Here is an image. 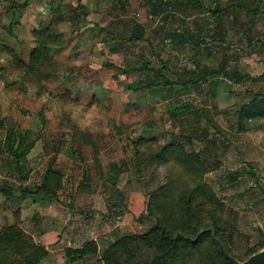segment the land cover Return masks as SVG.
Returning a JSON list of instances; mask_svg holds the SVG:
<instances>
[{"label": "rangeland", "instance_id": "rangeland-1", "mask_svg": "<svg viewBox=\"0 0 264 264\" xmlns=\"http://www.w3.org/2000/svg\"><path fill=\"white\" fill-rule=\"evenodd\" d=\"M231 1L172 0L170 17L163 20L151 16L143 0H0V184L12 191L0 190V230L18 223L46 250L39 264H102L96 256L66 260L63 245L74 229L78 243L94 237L100 251L118 237L145 234L154 222L146 217L149 200L185 170L171 154L161 162L152 155L200 128L208 130L207 137L182 142L206 164L203 183L222 204L216 213L220 236L238 259L259 249L264 115L248 120L240 111L264 95V0H242L257 13L225 12L219 38L211 10ZM55 2L62 4V21L54 27L58 37L50 41L39 80L17 85L21 69L8 73L1 48L28 64L33 31L49 23ZM134 23L144 28L142 40H128ZM171 30L179 35L168 36ZM203 66H225L243 77L218 75L185 87L178 81L183 72L196 80ZM150 68L173 83L156 87L162 97L143 85L153 77ZM173 107L181 113L173 115ZM7 128L16 132L14 146L24 138L17 163L6 150ZM47 172L54 197H24V188L40 190ZM178 198L173 192L165 198L175 206L171 219L177 224L183 218ZM131 245L139 261L152 254L142 242ZM207 250L184 264L205 260Z\"/></svg>", "mask_w": 264, "mask_h": 264}, {"label": "trees", "instance_id": "trees-1", "mask_svg": "<svg viewBox=\"0 0 264 264\" xmlns=\"http://www.w3.org/2000/svg\"><path fill=\"white\" fill-rule=\"evenodd\" d=\"M171 1L143 0V5L147 6L151 16H160L163 20H167L170 17L167 6L173 7L175 5H171ZM65 6L66 4H64ZM81 7L79 6V8ZM60 9H62V4L55 2L52 10V18L49 23L33 31L35 44L33 51L29 55L28 64L24 63L19 55L9 47L3 46L1 48L5 57L3 63H6L9 68L8 73L11 74L16 68L21 69L22 74L21 77L19 74L20 80L17 85L24 86L23 82L25 81H34L36 83L39 80L36 74L48 60L51 46L50 41L51 39L56 40L58 37L54 31V27L58 22L62 21V11ZM239 9H246L251 14L257 13L258 11L244 4L242 0L231 1L227 6L224 5L223 7L216 5L211 10L214 21L218 26L217 35L219 38H222L221 33L223 29L220 26L225 12ZM66 12L69 13V10ZM251 25L249 22V26ZM144 32L141 24L134 23L128 40H142L144 38ZM178 33L177 30H171L168 36L174 38L179 35ZM149 70L153 77L151 79L147 78L143 85L151 93L158 94L162 97L161 93L159 94L158 92V88H171L173 83L163 76L162 78L159 74V69L155 70L150 68ZM194 74L196 75V80L184 78L185 72H183L179 74L178 81L185 87L188 84L190 85V83L196 84L198 81L207 80L210 77L212 78L218 75L234 81H239L243 77L238 72L227 70L225 66H221L217 70L203 66ZM161 81H163L162 84H160ZM180 110L177 112L176 107H173L170 109V112L173 115H177V113H181ZM182 111L188 110L185 109ZM263 115L264 95H255L252 102L244 106L240 111L242 118L251 120H255L257 117L259 118ZM0 127H4L2 120H0ZM208 133V130L200 128L199 133H196L197 135L191 132L192 135L189 134V137L184 136V140H179L177 137H174L165 143L157 153L152 155L153 159L161 162L167 161L168 155L171 154L176 163H182L184 165L185 170L181 172L182 174L176 173L174 176H171L165 184L159 187L158 193L154 195V200H149L146 217L151 220L153 219L152 221L154 222L145 234L141 236L125 235L118 237L102 251L98 249V245L92 240L83 243L79 248H65L66 260L73 262L85 256H96L97 262L102 264H184L185 258L189 257L193 260L195 255L199 254L204 248H207L209 256L206 255V259L210 257L213 264H231L219 252L218 242L228 254L237 260H241L229 251V248L226 247L220 236L222 227L217 210L220 209L222 204L216 199L211 188L203 183V175L207 172L206 164L203 162L199 153L187 152L184 147L183 142H190L193 136L203 139L208 136ZM23 141L24 138L19 136V140L17 141L18 145L14 146L16 143V132L12 129H5L6 150L11 153L16 163L20 159L16 150ZM48 175L49 173L47 172L43 178L40 190L33 191L24 188L22 195L29 197L33 201H41L49 197H54L55 191L48 183ZM19 179L22 180L23 176L19 177ZM0 190L12 195L11 189L7 188L4 184H0ZM171 192L176 195L179 194V204L177 206L181 209L183 218L178 224L171 219L173 217V211H175L173 210L175 206L167 201L169 198L165 199L167 194ZM170 200L176 202V200ZM263 239L264 236L261 234L259 249L263 247ZM208 241L210 242L209 246L202 245L203 242L207 243ZM132 242L146 244L152 250V254L144 260L139 261V256L135 250L136 248L132 247V245L130 248ZM259 249H252L249 255ZM45 255L46 250L36 245L32 237L18 223L0 230V264H39ZM205 260L200 256L194 261H197V264H209L208 260ZM190 262L191 260L188 263Z\"/></svg>", "mask_w": 264, "mask_h": 264}, {"label": "water", "instance_id": "water-1", "mask_svg": "<svg viewBox=\"0 0 264 264\" xmlns=\"http://www.w3.org/2000/svg\"><path fill=\"white\" fill-rule=\"evenodd\" d=\"M218 249L221 255L231 264H264V239H263V247L258 251L252 253L244 260H237L230 254H228L222 245L218 242Z\"/></svg>", "mask_w": 264, "mask_h": 264}, {"label": "crops", "instance_id": "crops-1", "mask_svg": "<svg viewBox=\"0 0 264 264\" xmlns=\"http://www.w3.org/2000/svg\"><path fill=\"white\" fill-rule=\"evenodd\" d=\"M248 120H251V119H248ZM72 236L70 238H68L67 241H65V244L63 245V249L65 248H79L82 246L83 243L87 242V241H95L96 239L93 237V238H89V239H85L82 243H78L79 242V231L75 230L72 231ZM85 236H88V233L86 234V232H84ZM86 238V237H85ZM65 261V260H64Z\"/></svg>", "mask_w": 264, "mask_h": 264}, {"label": "clouds", "instance_id": "clouds-1", "mask_svg": "<svg viewBox=\"0 0 264 264\" xmlns=\"http://www.w3.org/2000/svg\"><path fill=\"white\" fill-rule=\"evenodd\" d=\"M95 106H93V108H94ZM87 116H88V118H89V122H90V118L92 117V111L90 110L89 111V113H87Z\"/></svg>", "mask_w": 264, "mask_h": 264}]
</instances>
